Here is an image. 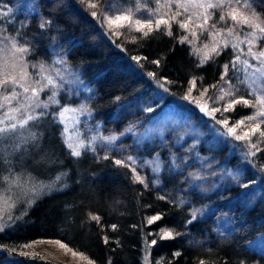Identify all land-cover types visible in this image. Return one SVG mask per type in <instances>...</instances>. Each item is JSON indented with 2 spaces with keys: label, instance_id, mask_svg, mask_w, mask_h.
<instances>
[{
  "label": "trees",
  "instance_id": "16d2710c",
  "mask_svg": "<svg viewBox=\"0 0 264 264\" xmlns=\"http://www.w3.org/2000/svg\"><path fill=\"white\" fill-rule=\"evenodd\" d=\"M133 2L0 0V35L16 36L30 48L25 57L29 65H52L57 55L86 88L64 85L56 102L46 99V114L34 122L37 140L25 153L30 167L18 172L31 173L40 182L58 171L64 177L31 207L17 203L12 219L0 224V264H66L47 259L45 250L37 247L56 241L94 264H157L161 258V264H264V142L256 151L217 123L227 118L233 127L255 111L237 104L224 112L231 98L215 99L220 87H228L220 75L222 66L233 60V50L228 47L197 67L199 59L190 55L193 45L179 42L184 32L178 24L172 25V36L162 25L146 37L130 30L125 21L110 26L109 20L136 7ZM253 7L264 17V0H253ZM146 15L143 8L136 13ZM218 18L217 11L213 19ZM44 21L48 23L41 27ZM229 76L238 89L235 97L250 98L252 90L237 79L239 74L230 68ZM193 77L197 84L189 100L206 101L209 115L183 99ZM213 84L218 86L211 88ZM205 88L208 92L201 98ZM79 103L88 112L79 126L85 147L80 156H73L64 144L57 114L63 106ZM213 107L220 111L213 113ZM171 111L176 121L160 126L164 130L159 135L158 127L149 124ZM256 123L246 120L236 135L247 132L256 143L262 139L251 133ZM147 127L148 134L138 136ZM182 128L188 135L180 136ZM260 128L264 130V124ZM125 130L128 133L111 144L101 139ZM116 160L127 166L116 165ZM194 210H199L195 219ZM155 215L161 219L148 224ZM162 228L180 235L160 240ZM153 239L157 243L149 248ZM175 252L180 255L173 256ZM73 257L75 264H87L79 255Z\"/></svg>",
  "mask_w": 264,
  "mask_h": 264
},
{
  "label": "snow or ice",
  "instance_id": "6c2138e0",
  "mask_svg": "<svg viewBox=\"0 0 264 264\" xmlns=\"http://www.w3.org/2000/svg\"><path fill=\"white\" fill-rule=\"evenodd\" d=\"M156 8H149L146 3L142 4V0H135V11L130 7L120 15L115 17V21H126L130 30L142 32L144 37L148 36L153 31H160L161 26H164L165 34L172 36V25L178 24L179 28L183 30L179 38L181 44H192V51L190 55H195L199 59L197 67H201L207 62L213 60L216 56H219L221 52L231 47L234 53L233 60L228 64H224L223 72L220 75V81H223L228 85L227 88L220 87V95L216 97V101H225L226 98L231 99L227 101V106L223 108L224 112L233 111L235 105L241 104L244 107H251L255 109L253 114L248 115L244 119L236 122L233 127H228V119L217 121L225 127H227V133L234 136L236 140H247L250 148L260 151L257 145L264 142V130H261L260 125L264 124V89L253 87V90L248 93L250 98L244 97L236 98L234 95L235 86L230 83L231 77L229 76L230 68L233 71H240L241 65L245 69L252 68L254 74L261 80H264V47H258V45L264 43V17H261L253 7V0H154ZM91 7H97L96 4H91ZM174 6V7H173ZM111 7V6H109ZM147 12L146 17H137L136 13L141 10ZM166 8L167 11L161 14V9ZM219 12L218 20H214L213 17L216 12ZM7 15V13H5ZM92 15L95 17L96 13ZM136 25L132 29V24ZM230 22V23H229ZM48 23L44 21L41 23V27H44ZM124 27V24L119 25ZM147 28V31L143 29ZM204 37L208 40V43H203L201 38ZM231 37V40H229ZM135 39V38H134ZM201 41L200 46H196L195 42ZM241 45L246 46V50ZM30 48L21 43L16 36H0V160L6 165V174L0 175V219H3L5 214H8V219L11 220V210L16 208L17 203L20 202V195L28 197L23 201L25 207H31L44 190L48 188L43 182L37 181L31 173L16 172L11 167V160L9 157L16 153L26 152L25 147L29 143H34L37 140V134L30 129L40 116L46 113L43 109L48 107L47 103L40 101V93L45 89H53L50 102H56L54 100L56 91L60 87L57 81V77L63 80V74L61 69H53L48 71L44 64L39 65V71L36 73V79H33V74L28 71L29 67L36 68V65H29L25 57L29 54ZM244 57V59H241ZM257 63L251 64L250 60ZM134 60L139 61L140 57H133ZM55 63L63 64V60H58ZM153 63H159V61H153ZM55 72V76L52 74ZM152 76V73H149ZM239 79V77H237ZM241 83H246L247 80H241ZM219 83V82H218ZM256 80L252 81V85H256ZM197 78L193 77L189 80V88L187 94L183 99L189 100L192 90L196 87ZM218 84L210 85L211 88H216ZM163 87V85H161ZM167 91V89H165ZM208 92L205 88L200 96L203 98ZM189 102H193L189 100ZM197 107L202 112L208 114V105L205 101L203 104L197 103ZM36 109H42L37 113ZM152 111L151 108L147 109ZM67 108H62L61 117L67 112ZM213 113L219 112V108L213 107L211 109ZM215 119V117L213 116ZM256 121L255 127L252 128L251 133L254 135L259 133V137L262 138L256 143H251V136L245 132L243 136L236 135V127L245 124V121ZM67 131V129H65ZM108 140L115 139L106 138ZM5 140L12 141V144L8 147L3 146ZM72 138L69 137L66 140L67 146L71 149V155L80 156V149L85 147L83 141H79L73 146L71 142ZM251 155H255V152H250ZM107 159V157H105ZM129 161L132 157L127 158ZM116 165L127 166L124 161L116 160ZM135 173V169H133ZM56 181L61 179L58 175ZM136 180L140 183H144L143 179L136 176ZM164 199V197H160ZM199 210H194L193 219ZM23 215V214H22ZM21 217H16L20 219ZM92 220L99 223V217L92 215ZM161 219L160 215H155L148 218V224H153L155 221ZM191 221H189L190 223ZM115 230L116 225L111 226ZM3 227H0V231H3ZM160 240H172L180 233L175 232L174 229L162 228L157 233ZM104 242L108 243V238L104 237ZM61 248H65L68 251H72L74 256L79 255L82 259L87 261V264H94V262L88 259L83 253H79L72 249H68L67 245L63 242L56 241ZM157 243L156 239H153L148 245L151 248L152 245ZM25 245L24 247H27ZM3 247V246H0ZM179 252L173 253V256H179ZM147 255L145 261L147 262ZM163 258H161L162 261ZM161 261H157V264H161ZM111 264V260L108 261ZM170 264V262H169ZM200 264H205L203 260Z\"/></svg>",
  "mask_w": 264,
  "mask_h": 264
},
{
  "label": "rangeland",
  "instance_id": "374dc122",
  "mask_svg": "<svg viewBox=\"0 0 264 264\" xmlns=\"http://www.w3.org/2000/svg\"><path fill=\"white\" fill-rule=\"evenodd\" d=\"M144 3H146L148 5V7L152 8V9H155L157 7L155 2H154V0H144ZM133 4H135V2H133ZM133 11H135V8L133 9ZM165 11H167V9L166 8H162L161 9V14H163V12H165ZM146 16H144V17H146ZM108 22H109L110 26H114L113 23H110V20ZM126 23H128V22H126ZM132 25L136 27L134 22H133ZM145 29H147V28H145ZM201 41L203 43H207V42H205L206 39L204 37L201 38ZM201 41H196L195 44L200 46L201 45ZM241 47H244L245 50H246V46L245 45H241ZM53 53H55V52H53ZM241 59H244V57H241ZM58 60H62V58L56 55V56L53 57V62H52L53 64L52 65H45L46 68L48 69V71H52L53 69H56V68L61 69V71H62V74H63L64 78H63V80H60L59 77H57V81L60 84V87H58L57 89H54L56 91V94H57V92L59 90H62L61 88L64 87V85H66L68 88H78L79 87V88H81V90H85L86 88L82 85V83L79 81V79L76 76H73L71 74V72L65 66V63H63V64L55 63ZM249 60H250L251 64L255 65L257 63L256 61H252L250 58H249ZM36 66H37L36 68L29 67V69H28V71L33 74V79L37 78L36 77V73L39 71V65L36 64ZM239 67H240V71H238L237 73L239 74L240 81L246 79L247 82L244 83V84L247 87H249L251 90H253V87H257V86L259 88H261V89H264V80L259 79L254 74V70L252 68L245 69L243 67V65H241ZM52 74L55 76V72H52ZM253 80H256V82H257L255 86L252 85V81ZM82 88H85V89H82ZM44 91L46 93H44L42 96H44L45 98L41 99L39 97V99H40V101L45 103L49 99V97L51 96L53 89L49 88V89H45ZM47 93H50V94H47ZM54 100H56V98H54ZM192 101H193V103L195 105H197V103L203 104L205 102V101L199 100V98H197V97L193 98ZM62 108H67L68 111L65 112L64 115L61 117L59 114L61 113ZM62 108H60L59 111H58V114H57L58 118L57 119H58L59 123L61 124L62 137H63L64 144H65L66 147H68L67 144H66V140L69 137H71L72 138L71 142L73 143V146H75V144L77 142L83 141L82 138H81L80 128H79L80 120L82 119V117L87 116L88 112H87V110H85L83 108V104L82 103H79L76 106L65 105ZM198 109H199V107H198ZM39 110H41V109H36L37 113L40 112ZM209 114L210 113L208 112V114H206V115H209ZM175 118L176 117H175V112L174 111H171L170 113H166L165 112L158 119H156L155 121L153 120L152 123L149 124V126L153 125V126L158 127V131L157 132H158L159 135H162L161 132H163L164 127H162V128H159V127L160 126H168V125L172 124V122L176 121ZM30 124H34V126H32L30 130L32 132H35L38 135V130H37V127H36L35 123L34 122H30ZM225 128L227 130V127H225ZM65 129H67V131ZM148 132H149V128L147 127L138 136H140V137L143 136L144 137L145 135L148 134ZM127 133H128V130H125L122 133L119 132V133H113V134L107 135V136H102L101 139L104 142H106L107 144H111L112 142L120 139L121 137H123V135H125ZM184 135H188V131H186L185 128H182V130L180 132V136H184ZM220 135L222 136V134H220ZM239 135H242V134H239ZM113 137L115 139H112V140L106 139V138H113ZM83 143H84V141H83ZM11 144H12V141H9V140H5L3 142V146L4 147H8ZM27 146L28 145H26L25 147L27 148ZM69 150L71 151L70 148H69ZM81 150L82 149H80V151ZM25 153L26 152H20V153H16L15 155H12L11 157H9V159L11 160V167L16 172H18L19 169L21 171V169L23 167H25L27 169L30 167V159L27 157V155ZM8 167H9V165H6L3 162V160H0V175L6 174ZM58 175H60L61 179H63V177H64L63 172L58 171V172H55L54 174H52V177L48 179L49 181H44L43 182V183H48V184H46V185H48V188H46L44 192H46L47 189H50L51 187H53V185L56 186L60 182L61 179L59 181H56V179H55ZM27 198L28 197H26L23 194H21L20 195V202H18V205L25 206L23 201L26 200ZM12 214H13V212L11 210V216H12ZM5 220L9 221L8 214H5L3 219H0V224H3V225L7 224V222H5ZM262 241H264V239ZM262 241H261L260 245L263 246V242ZM37 247L40 250H43V249L45 250V251L43 250L44 252H42V253L44 254V256L47 259H56L57 258V259H60V260H62L64 262H66V264H75L76 259L73 257V255H71V253L69 251H67L66 249L61 248L60 245L58 243H56V242H51L50 244H41L40 246L38 245Z\"/></svg>",
  "mask_w": 264,
  "mask_h": 264
}]
</instances>
